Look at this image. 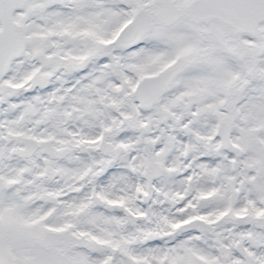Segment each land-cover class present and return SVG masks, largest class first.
Masks as SVG:
<instances>
[{
	"label": "snow or ice",
	"instance_id": "6c2138e0",
	"mask_svg": "<svg viewBox=\"0 0 264 264\" xmlns=\"http://www.w3.org/2000/svg\"><path fill=\"white\" fill-rule=\"evenodd\" d=\"M0 264H264V0H0Z\"/></svg>",
	"mask_w": 264,
	"mask_h": 264
}]
</instances>
